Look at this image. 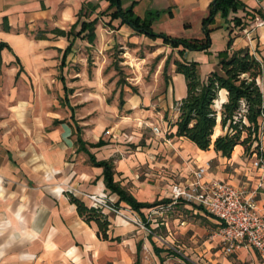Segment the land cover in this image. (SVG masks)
<instances>
[{"label":"crops","instance_id":"crops-1","mask_svg":"<svg viewBox=\"0 0 264 264\" xmlns=\"http://www.w3.org/2000/svg\"><path fill=\"white\" fill-rule=\"evenodd\" d=\"M212 1L119 0V5L122 11L130 9L133 16L150 20L155 33L202 39V21ZM237 1L241 8L226 16L217 12L207 23L211 31L208 49H184L180 56L181 46L173 48L160 38L150 39L120 17L112 18L115 8L107 0H0V264H261L257 251L250 247L226 254L219 240L211 237L218 220L196 204L179 202L180 207L198 213L194 219L182 220L179 234L184 241L177 245L179 251L162 248L152 235L144 237L106 212L109 238L102 239L97 224L80 216L67 195L72 190L89 204L87 193H101L115 204L128 206L104 183L103 168L96 163L106 160L112 165L113 182L135 201L172 202L171 192L163 197L154 178L166 180V188L174 184L186 187L193 180V170L206 165V180L244 188L264 214V167L253 165L256 156L252 151L237 144L229 156H223L212 144L201 150L185 137L167 135L175 132V103L186 94L185 78L175 71V60L197 62L202 80L217 68L218 53L223 50L248 48L264 62V23L257 26L258 21L264 22V0ZM91 20H96L92 41L87 30L76 34L83 21ZM53 29L71 33L56 35ZM103 29L132 45L146 38L147 44L173 54L169 73L165 71L168 59L159 64L163 66L164 74L158 76L163 89L155 93V106L160 110L141 111L139 95L129 94L124 116L118 122L107 120L105 124L110 126L104 136L105 125L88 127L84 120L87 116L77 88L106 80L96 69L88 71L79 55L85 46L101 43ZM257 81L264 103V70ZM30 82L58 84V92H35ZM118 93L122 99V90ZM226 100L227 92L221 89L215 107L219 109ZM119 110L120 106L113 105L109 113ZM128 119L137 121L133 130L123 127V120ZM157 124L164 128L158 135L152 131ZM226 132L218 116L212 141ZM259 138L264 160L262 129ZM179 178L184 180L172 183ZM150 208L137 211L144 221V212Z\"/></svg>","mask_w":264,"mask_h":264},{"label":"trees","instance_id":"trees-1","mask_svg":"<svg viewBox=\"0 0 264 264\" xmlns=\"http://www.w3.org/2000/svg\"><path fill=\"white\" fill-rule=\"evenodd\" d=\"M109 7H114L115 11L111 14L112 18H121V21L129 24L133 28H143L145 32H139L150 39L160 38L164 44L173 48L182 47L178 51L181 56L184 49L206 50L210 46L209 32L206 28L207 23L211 22L217 12L226 16L232 10L236 11L243 5L237 0H213L209 5V13L203 19L204 37L202 39H182L171 37L162 33H155L150 28V20H141L131 13V10L122 11L119 0H107ZM96 20L83 21L80 31L87 30L89 40L94 38V25ZM74 28V25L71 27ZM67 32L68 34L71 33ZM56 35H66L65 31L53 29ZM231 42H228V46ZM175 71L184 76L186 82V94L178 102L175 108L178 112L173 126L174 133H167L168 136L185 137L201 150L213 149L220 152L223 156H229L234 146L240 144L247 152H256L258 157L262 156L260 149L261 142L259 132L264 133V103L262 91L257 79L264 70V62L251 53L248 48H240L232 52L223 50L218 53L217 68L208 73L202 80L198 72V63L195 61L175 60ZM221 89L226 90L227 100L215 107V100ZM220 117V125L227 128L228 132L211 139L213 129ZM77 142H81L78 138ZM253 143L256 150H253ZM261 150V151H260ZM103 168V179L105 185L116 192L119 200L125 201L134 211L143 207H153L156 205H167L169 199L154 203H139L127 194L124 190L113 182V170L111 163L105 161L97 162ZM67 195L75 204L77 212L87 221H94L97 224V234L102 239H108L110 226L109 217L100 208L93 207L83 200L77 198L72 192L67 191ZM180 202V201H179ZM118 205V204H116ZM143 219V218H142Z\"/></svg>","mask_w":264,"mask_h":264},{"label":"rangeland","instance_id":"rangeland-1","mask_svg":"<svg viewBox=\"0 0 264 264\" xmlns=\"http://www.w3.org/2000/svg\"><path fill=\"white\" fill-rule=\"evenodd\" d=\"M104 28L106 27L104 26ZM103 32L104 35L101 36V43L98 46L95 44L92 47L85 46V49H83L79 55L82 64H84V67L88 71H95L96 69L98 75H104L106 80L96 85L85 83L77 87L81 92L79 101L82 103L81 107L83 108V113L87 116L84 120H86L88 127L96 123L105 125L103 127L104 130L101 132L102 136L106 134V128L110 126L109 124H105L107 120L118 122L122 119V116H124L123 114H125V111L123 109L125 107V102H127L125 97L129 94L136 93L139 95L137 101L139 103L138 108H140L141 111L148 108H155V111L160 110L159 107L155 106V103H158L155 93L163 89V83L158 77L159 75L162 77L164 74L163 66L160 68L159 64L163 60L168 59L169 65L166 67L165 71L169 73L170 63L171 60H173V54L169 52V50L162 48V46L147 44L150 42L146 38H143L138 44L132 45L124 41L120 36L118 37L107 32V29H103ZM128 51L130 55H128ZM28 85L31 90L35 92L40 90L54 94L58 92V84L55 83L40 84L30 82ZM119 90H122V99L118 96ZM90 96L95 100L90 98ZM92 103L95 104V107H92ZM113 105L115 108L120 106V110L117 114L109 113ZM91 107L94 109V112H91ZM166 116L170 118L167 121V128L169 131L171 120L170 113L167 112ZM123 121L122 124L124 129L133 130L137 124V121L134 119ZM156 126H158V124ZM260 149L263 150L262 145ZM253 150H256L254 143ZM253 153L258 157L256 152ZM154 180V182L160 184L163 190V197H165L164 195H169L172 191V187L175 185L174 184L171 188H166L164 186L166 180L162 178H154ZM183 180L184 178H179L178 180L173 179L172 183L179 184ZM180 205L179 202H172L167 205H161L163 207L162 209L158 208L159 206H154L144 212L145 221L137 212L125 205H119L125 217L115 213L110 214L124 220L129 225H132V227H135V231H140L141 235L144 237H146V235H152L154 238L153 241L162 248L169 249L172 247L180 251L177 245H181L184 241L180 236L182 234H179L180 227L184 226L182 220L187 222L186 219H194L196 217L195 214L198 215L195 210L191 208H189L191 210H186V208L180 207ZM149 229L152 230V233H150ZM172 248L170 250H172ZM175 260L177 261V259ZM179 263L181 262L179 261Z\"/></svg>","mask_w":264,"mask_h":264},{"label":"built area","instance_id":"built-area-1","mask_svg":"<svg viewBox=\"0 0 264 264\" xmlns=\"http://www.w3.org/2000/svg\"><path fill=\"white\" fill-rule=\"evenodd\" d=\"M263 23L260 20L257 26ZM152 131L156 135L163 132L158 126H153ZM253 165L263 168V157H256ZM206 171V165L197 166L193 170V180L189 186L174 185L171 189L172 202L196 204L216 218L218 225L212 231L211 237L219 240L226 254L242 247H250L257 251L260 263L264 264V214L259 211L252 195H248L244 188L217 179L206 180ZM85 197L91 206L125 217L119 204L116 205L104 194L87 193ZM149 231L152 233V230Z\"/></svg>","mask_w":264,"mask_h":264},{"label":"water","instance_id":"water-1","mask_svg":"<svg viewBox=\"0 0 264 264\" xmlns=\"http://www.w3.org/2000/svg\"><path fill=\"white\" fill-rule=\"evenodd\" d=\"M133 28V27H132ZM135 31H137V32H145V29H143V28H133Z\"/></svg>","mask_w":264,"mask_h":264}]
</instances>
